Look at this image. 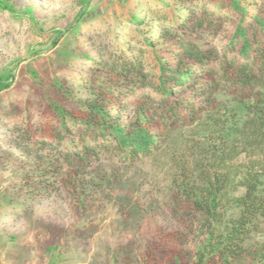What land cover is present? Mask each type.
I'll use <instances>...</instances> for the list:
<instances>
[{
	"label": "trees",
	"instance_id": "obj_1",
	"mask_svg": "<svg viewBox=\"0 0 264 264\" xmlns=\"http://www.w3.org/2000/svg\"><path fill=\"white\" fill-rule=\"evenodd\" d=\"M91 1L80 0L78 21ZM168 6L160 45L145 40L149 54L141 47L128 58L87 55L93 75L81 95L54 79L44 106L52 121L18 137L29 152L56 150L61 165L164 152L162 194L195 218L192 264H264V240L254 237L264 226V0H189L186 13ZM0 10L18 11L8 0ZM15 76L0 75V93Z\"/></svg>",
	"mask_w": 264,
	"mask_h": 264
},
{
	"label": "rangeland",
	"instance_id": "obj_2",
	"mask_svg": "<svg viewBox=\"0 0 264 264\" xmlns=\"http://www.w3.org/2000/svg\"><path fill=\"white\" fill-rule=\"evenodd\" d=\"M8 1L18 11L0 10V75L16 73L0 93V264H50L48 248L56 244L58 264H192L195 218L162 194L164 152L61 165L56 150L29 152L18 137L26 126L52 121L44 106L54 79L80 96L93 75L87 55L128 58L141 47L148 55L145 40L160 45L170 23L162 19L168 5L186 13L189 0H92L79 21L80 0ZM254 237L264 240V226Z\"/></svg>",
	"mask_w": 264,
	"mask_h": 264
}]
</instances>
